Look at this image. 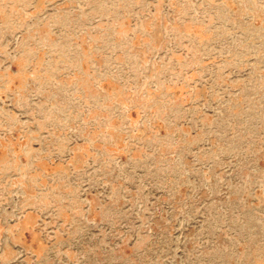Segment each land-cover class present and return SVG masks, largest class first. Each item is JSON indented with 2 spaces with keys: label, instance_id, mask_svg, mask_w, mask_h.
Returning <instances> with one entry per match:
<instances>
[{
  "label": "rangeland",
  "instance_id": "rangeland-1",
  "mask_svg": "<svg viewBox=\"0 0 264 264\" xmlns=\"http://www.w3.org/2000/svg\"><path fill=\"white\" fill-rule=\"evenodd\" d=\"M0 264H264V0H0Z\"/></svg>",
  "mask_w": 264,
  "mask_h": 264
}]
</instances>
